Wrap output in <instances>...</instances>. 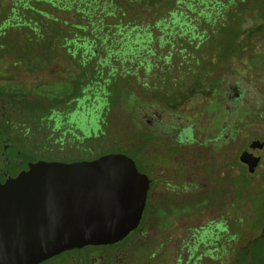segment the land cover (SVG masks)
Segmentation results:
<instances>
[{"label":"trees","instance_id":"obj_1","mask_svg":"<svg viewBox=\"0 0 264 264\" xmlns=\"http://www.w3.org/2000/svg\"><path fill=\"white\" fill-rule=\"evenodd\" d=\"M11 31L32 45L22 49L18 72L7 73L0 86L2 123L17 148L44 157L50 142L51 157L58 155V137L92 153L122 151L130 139L135 151L157 143L169 155L179 151L178 160L193 159L194 167L213 163L205 170L210 195L196 194L195 207L213 214L225 205V219L209 229L226 231V261L258 264L264 176L254 180L255 169L249 174L239 158L248 143L243 134L264 130L254 129L264 122V101L245 104L240 79L228 77L236 62L251 58L258 66L255 61L264 59L258 48L264 40V0H0V36L5 40ZM7 45H0L2 59L18 50ZM54 68L70 92L62 89L49 104L39 78H52ZM16 81L28 86L27 97L18 98L28 104L13 108L6 104L7 89ZM186 103L192 104L189 111L183 109ZM245 108L262 116L239 120ZM220 110L223 118L214 129L212 119ZM145 133L151 135L147 140ZM256 215L260 234L247 239Z\"/></svg>","mask_w":264,"mask_h":264},{"label":"flooded vegetation","instance_id":"obj_2","mask_svg":"<svg viewBox=\"0 0 264 264\" xmlns=\"http://www.w3.org/2000/svg\"><path fill=\"white\" fill-rule=\"evenodd\" d=\"M0 110H5L2 102ZM3 120L2 116L0 156L18 157L21 162L25 155L32 159L27 160L29 165L41 161L47 164L42 171H35V168L30 166L32 174L28 177V186L25 187L30 195L34 193L30 186H40L45 179L48 182L51 163H72L108 154H121L131 159L138 172L145 178L142 182L108 181L98 186L89 182L85 185L86 182H82L85 186L83 191L79 188L82 178L65 170L60 179L62 186L69 191V196L65 198L66 202L69 201L66 207L69 212H56L52 219L50 216L40 219L33 214L32 220L27 221L33 228H37L36 233L44 227H52L51 231L37 235L38 242L41 243L42 238L44 240L49 237V243L37 245L32 257L40 259L32 264H239L226 261V231L209 229L213 224L225 219V205L220 207L219 213L213 214L209 210L204 213L200 206L194 205L195 195L201 196L205 191H208L206 194L210 193L211 184L208 181L203 182L206 176L204 173L194 172L193 159L178 160L175 155L179 151L169 155L166 151L150 148L149 142L135 151V144L130 139L123 143L122 151L108 149L97 153L84 152L79 144L68 142L66 136L58 137L60 149L58 152L54 151L55 154L58 153L57 156L50 157L52 150L49 142L48 151H45L46 155L42 157L17 148L8 128L2 123ZM150 136V133H145L143 139L147 140ZM4 138L8 142H5ZM77 146L79 149L73 151L67 149ZM170 156L172 158L166 164L161 162L164 157ZM26 170H29V167H26ZM18 175L19 173L8 172L5 162L0 160V196L11 192L14 188L12 186L19 184L17 181L21 178L17 177ZM23 177L27 178L25 175ZM56 183L58 181H53L55 186ZM16 191L26 194L25 190L15 189L11 199L15 200L20 196ZM84 193L88 197L83 196ZM96 196H103L102 204ZM97 202V208L91 206ZM109 202H113L114 206L108 207ZM59 208L60 205L49 209ZM12 211L14 213V210ZM15 213L18 211L15 210ZM116 217H122L124 220L120 225L126 226L118 233L128 229L117 239L118 236L113 235L115 228L110 227L114 224L112 219H117ZM7 221L0 219V225ZM33 232L34 230L30 229L28 235L22 233V237L17 238L14 246L32 242ZM90 234L101 236L97 239L88 237L89 241L81 238ZM5 242L9 246L12 245L10 241ZM55 246L62 248L41 258L43 256L40 251L47 253V250H54Z\"/></svg>","mask_w":264,"mask_h":264},{"label":"water","instance_id":"obj_3","mask_svg":"<svg viewBox=\"0 0 264 264\" xmlns=\"http://www.w3.org/2000/svg\"><path fill=\"white\" fill-rule=\"evenodd\" d=\"M4 141L8 142L5 138ZM263 149L264 137L257 135L248 141L247 145L242 151L239 159L241 162L247 164L249 174H252L255 167L257 166ZM17 158L18 157L12 158L5 155H2V157L0 156V160H3L5 162L8 172L19 173L17 177L21 178L20 181H17L19 182L17 186H12L14 188L11 190V192L0 196V219L3 221H5L6 219L8 220L6 223L0 225V264H32L34 261L40 259L38 257H32L34 249L39 244H41V246L42 244L48 245L49 237H46L44 240L42 238V241L40 243L37 241V235H39L41 232L45 233L51 231L52 227H44L38 233H36L37 228H33L34 226L29 225L27 221L32 220L31 216H33V214L37 215L40 219L45 218L44 216H50V219H52V215L56 212H60V214H66L69 212V210L66 209L69 201H65V198L69 196V191L64 188V186H62L63 184L60 179L65 170L70 171L75 175H79L80 178H82L79 188L83 191H85V186H83L82 182H86L85 185L87 184V182H89L94 186H98L99 184L108 181H115V183L122 181H145V178L138 172L136 165L131 159L121 154H108L89 157L83 160L74 161L72 163H51L49 168V170L51 171V175L48 178V182L45 179L41 182L40 186H30V188H33L34 191V193L30 195V193H28L25 189V187L28 186V177L32 174L30 172V166H33V168H35V171H42V168H44V166L47 164L41 161L29 165L27 160H32L30 157L24 155L25 159L21 162L18 161ZM26 167H29V170H26ZM23 175L27 176V178H24ZM53 181H58V183H56L57 186L53 184ZM15 189L25 190L26 194L16 191L20 193V196L18 198H15V200L11 199L12 191ZM35 192L37 193L35 194ZM83 196L88 197L87 195H85V193L83 194ZM96 197L102 204L104 199L102 198L103 196H101V198L99 196ZM142 202L143 198L141 200V204ZM58 205H60V208L57 210L49 209L55 208ZM92 205L97 208L98 202L92 203L91 206ZM111 205L114 206L113 202H109L108 207H112ZM12 210H14V213ZM15 210L18 211V213H15ZM116 218L117 219H112L114 224H112L110 227L115 228V232L113 235L118 236L116 237L117 239L121 237V233L125 234L128 229L122 231L121 233H118V231L122 230L123 227L126 226L122 227L120 225V222H123L122 220H124L122 217ZM111 221L109 222V224L111 223ZM30 229L34 230V237L32 239V242L14 246L17 238L22 237V233H26L28 235L30 233ZM100 234H97L96 236L94 234H90L86 237L81 238H85L89 241L88 237L97 239L101 236ZM6 240L12 242V245L9 246L5 242ZM47 245L45 246V248H47ZM54 248V250L53 248L52 250H47V253L40 251V255L43 256L41 258L48 256L49 254L55 252L56 249L59 250L62 247L55 246Z\"/></svg>","mask_w":264,"mask_h":264},{"label":"rangeland","instance_id":"obj_4","mask_svg":"<svg viewBox=\"0 0 264 264\" xmlns=\"http://www.w3.org/2000/svg\"><path fill=\"white\" fill-rule=\"evenodd\" d=\"M11 32H12V34H11ZM11 32H10V36L5 40L0 36V45L4 41L5 43L8 44L7 45L8 48H13V47L16 48L17 47L16 49H18V50L17 51H14V50L10 51L6 56V59L0 58V76L3 79L0 82V86H5L4 84L7 83V82H4V81H6V79H4V78L6 77L7 73H8V76H10V73H9L10 71L18 72V71H16V64L20 65V62L23 59L19 60L20 59L19 57L20 56L23 57L22 55L25 54V53H22V49L27 51V50H29V46H32L28 42L24 41L23 39L18 40L17 35H16V31H11ZM258 48L260 49V51L264 50V40H260V43L258 44ZM49 50H50L49 53L52 54L53 50L51 48H49ZM39 57H40V55L37 56V58H39ZM262 60H261V62L258 60L255 61L256 65H258V66H254V61L252 62L251 58H245L240 62H236L234 65L236 67L235 74L228 77L229 82L234 80V79H237V78L240 79V81H241L240 84H241L243 90L246 92L245 104L255 105V103H257L259 100L264 101V66H262V64L264 63V59H262ZM38 61H39V59H38ZM34 67H39V64H34ZM59 72L60 71L58 69L54 68L51 70V74H53L52 78H48V79L45 78V80H42L41 78H39L40 79L39 86H41L40 87L41 91H49L47 93L45 92L46 93L45 99L47 100V103H49V104L54 103L52 100L53 95L59 94V93L62 95V93H64V91L62 89L65 90L66 94L68 92H70L69 91V85L67 84V86H65V84L60 80V78L62 77L63 74H61ZM25 78L27 79L30 77H29V75H25ZM22 81H16L15 85L10 86L11 88L7 89L8 94L10 95V96L8 95V98H10V99L8 100V102L6 104H8L9 107L18 108L19 106H22V105L25 106L26 104H28V101H25L26 99H23L22 102H20L18 100V98L27 97L26 95L29 93L28 86L25 88L21 85L19 86V84L23 83V82L28 84V81H25V80L23 82ZM34 84H38V83H34ZM43 87H47V89L42 90ZM1 92L3 93L2 90H1ZM10 104H11V106H10ZM191 107H192V104L186 103L183 106V109H185V111H189ZM212 107H213V105H212ZM226 107H227V105H226ZM257 111L258 110H250V109L248 110L245 108L238 115V119L241 120V117H243V119H246V120L247 119L248 120H251V119L255 120L258 117L262 116V114L257 112ZM222 113L223 112L220 110L214 115V117L212 119L214 129L222 121V118H223ZM254 125H255L254 129H256V130L259 129L258 128L259 126H262L260 128L264 129V122L261 125H259L258 123L254 124ZM78 126L81 130L84 129V127L81 126L80 124H78ZM208 128L209 127L207 126V128H205V129L207 130ZM249 134H250V132H245V134H243V137H245L247 139V141L251 140L253 137H255L257 135L264 137V130L262 132H260V130H259V132L255 133L256 134L255 136H249ZM153 147L157 148V150L164 151L163 150L164 147L161 146L160 144L156 143V145H154ZM261 154H264V149L262 150ZM223 158H224V155L222 156V159ZM169 159H170V157H164V159L161 162L166 164L169 161ZM154 161L155 160H153V162ZM211 164L213 165V163H211ZM211 164L207 163V164H205V166L203 168L200 166H197V167H195L194 172L195 173H202V174L204 173V175H205L206 174L205 170L206 169L210 170V166L212 167ZM263 176H264V156L255 168L253 179L258 181ZM207 181H208V179L206 176L205 179L203 180V182H207ZM209 195H210V193H209ZM220 199L221 198H218V200H220ZM208 200H209V198H208ZM222 201H224V199H222ZM251 216L253 217V215H251ZM259 219H260L259 216L256 215L254 220H252V221L250 220L249 227H251L255 231L254 230L248 231L247 235H246L247 239H252V238H254V236H259L260 233H259V230H257L258 226L260 225ZM249 251H250V247L248 248V252ZM251 251H252V249H251ZM248 259H249V257H248ZM254 260L258 264H260V263L264 264V247L262 250L258 251L256 258H254Z\"/></svg>","mask_w":264,"mask_h":264}]
</instances>
